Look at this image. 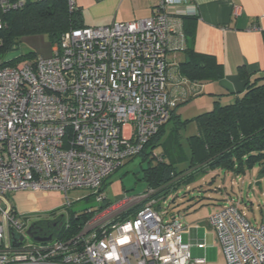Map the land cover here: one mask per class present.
I'll return each instance as SVG.
<instances>
[{"label":"built area","instance_id":"obj_1","mask_svg":"<svg viewBox=\"0 0 264 264\" xmlns=\"http://www.w3.org/2000/svg\"><path fill=\"white\" fill-rule=\"evenodd\" d=\"M190 2L155 0L149 17L72 28L47 56L0 61V264H209L191 255L180 218L157 210L155 199L134 211L130 203L138 197L109 206L95 226L67 238L41 234L52 235L47 241L27 230L54 215L20 219L8 200L17 190L63 191L65 210L56 215L67 216L71 189L106 199L104 180L143 150L179 103L168 88L166 54L186 45L174 7ZM23 3L0 0V25L2 12ZM153 193L147 189L142 198ZM208 222L224 264H264V224L252 223L231 203Z\"/></svg>","mask_w":264,"mask_h":264},{"label":"trees","instance_id":"obj_2","mask_svg":"<svg viewBox=\"0 0 264 264\" xmlns=\"http://www.w3.org/2000/svg\"><path fill=\"white\" fill-rule=\"evenodd\" d=\"M1 18L0 61L10 65L37 57L34 52H28L12 59H5L7 53L16 48L21 38L45 35L52 45H56L66 31L85 26L80 7L75 3V6L70 8L68 0H24L21 6L2 12ZM183 29L188 58L181 63V73L192 81L212 80L222 76L221 65L211 55L194 52L191 46L193 33L185 27ZM238 71L247 80L243 91L233 101L221 103L216 100L212 109L191 119H181L179 115H174L175 110L172 111L168 121L174 118L183 126L192 121L197 125V133L189 137L191 164L188 168L179 170L174 159L166 152H154L160 144L166 142L163 139L165 124L138 154L142 156L141 162H147V166L142 168L140 179L146 181L147 189L154 190L149 199L156 200L154 207L161 198L167 197L180 185L187 184L190 178L202 175L209 168L212 170L221 168L241 176L258 166V178L264 177V74L251 79L250 73L244 67H239ZM171 130L179 132V125L175 124ZM108 178L104 180L102 190ZM228 203L238 206L233 200ZM110 205L111 202L104 200L97 210L90 212L86 211L87 208L81 210L70 208L68 215H63L62 220L56 225L50 221V228L46 233H52L59 238L74 236L83 229L94 213ZM238 208L244 211L239 206ZM59 211L60 209L53 210L47 216L56 215ZM261 212L259 224H264V207ZM124 217L121 215L119 218ZM45 221L47 220L40 219L35 224L41 226Z\"/></svg>","mask_w":264,"mask_h":264},{"label":"crops","instance_id":"obj_3","mask_svg":"<svg viewBox=\"0 0 264 264\" xmlns=\"http://www.w3.org/2000/svg\"><path fill=\"white\" fill-rule=\"evenodd\" d=\"M74 2L82 11L85 26H106L114 21L146 18L152 15L155 4V0ZM174 9L175 17L182 27L193 33L191 46L194 52L213 56L222 70V76L219 78L189 80L180 71L181 63L188 58L187 44L182 49H168V88L178 98V105L187 100H194L195 103L191 109H188V106L176 107L174 115H179L181 119H191L212 109L216 100L221 103L231 102L243 91L247 78L239 74V67H244L250 73L251 79L264 74V0H192L186 5H176ZM27 37L29 36L23 38ZM49 47L47 54L52 52L54 45ZM175 124L179 125L180 130L188 126L193 127L194 131L188 139L197 133V125L193 126V122L183 126L179 124L178 119L173 118L165 123L166 130L169 128L166 136L173 135L175 131L171 128ZM154 152L161 153L157 149ZM131 159L126 160L124 164ZM106 200L109 201L108 198ZM218 200V206L206 216L202 217L196 213L179 215L183 224L182 239L190 245L191 255L204 257L209 264H224L225 257L219 237L208 222V217L234 198L226 193ZM236 204L238 205V202ZM199 243H204V247H199Z\"/></svg>","mask_w":264,"mask_h":264},{"label":"rangeland","instance_id":"obj_4","mask_svg":"<svg viewBox=\"0 0 264 264\" xmlns=\"http://www.w3.org/2000/svg\"><path fill=\"white\" fill-rule=\"evenodd\" d=\"M50 45L51 43L45 35L21 38L16 48L7 53L5 59H12L28 52H34L36 56H47ZM33 59L31 57L26 61ZM193 101H184L177 108L188 106V109H191L195 105ZM184 112L188 113L187 111ZM192 122L193 126H196V123ZM164 129L163 139L166 142L160 144L156 149L159 152H166L171 159H174L179 170L188 168L191 164V146L188 136L194 131L193 127H184L179 134L174 132L170 137L166 136L169 128L168 130L166 127ZM141 159V155L133 157L107 179L103 192L111 202L109 208H118L119 205L125 204L127 199L138 197L140 200H133L134 202L130 203L129 210L134 211L141 207L144 201H149V197L142 198L147 189V183L140 178L142 177V168L147 166V162H141ZM257 171L258 166H255L248 170L245 175L237 176L225 169L212 170L209 168L202 175L190 178L187 184L180 185L167 197L161 198L155 208L163 214H167L168 217L171 214H176L179 217V215L186 216L189 213H196L203 217L213 211L220 203L219 197L225 196L227 193L231 198H234V202H238V206L245 211L247 218L252 223L259 224L262 218L261 210L264 207V177L258 178ZM67 196L72 202L71 208L76 210L84 208L97 210L104 202L95 200L94 196H91L90 189H71L67 192ZM173 198L174 201H172ZM8 200L16 208L20 219L24 216H44L57 209L63 212L65 209L62 207L66 203L65 192L59 190H17L8 194ZM50 206L53 207L50 208ZM105 210L94 213L85 224L86 228L89 229L95 226L98 221L105 220ZM68 211L67 209L66 212ZM109 216L115 215L111 213Z\"/></svg>","mask_w":264,"mask_h":264},{"label":"flooded vegetation","instance_id":"obj_5","mask_svg":"<svg viewBox=\"0 0 264 264\" xmlns=\"http://www.w3.org/2000/svg\"><path fill=\"white\" fill-rule=\"evenodd\" d=\"M63 215L64 214L62 213L60 215H54L51 218H44L47 221H45V223L41 226H36V224H34L32 231L39 235L45 234L50 228V221H53V224L55 225L57 222L62 220Z\"/></svg>","mask_w":264,"mask_h":264},{"label":"water","instance_id":"obj_6","mask_svg":"<svg viewBox=\"0 0 264 264\" xmlns=\"http://www.w3.org/2000/svg\"><path fill=\"white\" fill-rule=\"evenodd\" d=\"M34 226V223H32L29 227V229L27 230V234L29 237L33 238L34 240L36 241H47V240H50L52 238V235H49V236H40V235H36L33 231H32V228ZM23 236L19 238L17 244L23 240ZM13 242H16L15 240Z\"/></svg>","mask_w":264,"mask_h":264}]
</instances>
